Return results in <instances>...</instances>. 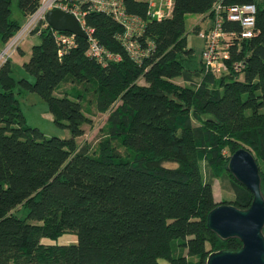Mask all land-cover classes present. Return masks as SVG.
Here are the masks:
<instances>
[{
	"label": "trees",
	"instance_id": "obj_1",
	"mask_svg": "<svg viewBox=\"0 0 264 264\" xmlns=\"http://www.w3.org/2000/svg\"><path fill=\"white\" fill-rule=\"evenodd\" d=\"M42 1L0 0L3 46ZM122 1L129 19L143 22L133 34L141 61L127 52L121 23L89 11L87 26L120 60L105 65L89 57V41L78 36L77 47L60 56L57 37L70 33L43 20L31 33L40 42L29 60L16 68L11 59L0 68V264H206L213 252L242 247L238 238L212 232L207 216L221 204L247 209L253 201L228 171L239 149L254 155L264 196V0H173L171 15L161 21L149 16L152 0ZM245 4L257 9L251 38L228 16V8ZM189 15L210 21L193 29L203 41L201 53L188 45ZM217 26L226 34L218 50L228 54L221 71L206 65L201 37ZM68 82L79 86L75 99L55 96ZM24 93L45 100L70 138L45 137L28 126L19 103ZM86 101L108 114L96 155L78 144L91 123ZM225 171L234 199L217 203L213 182ZM20 208L25 218L16 215ZM65 234L76 242L42 243Z\"/></svg>",
	"mask_w": 264,
	"mask_h": 264
},
{
	"label": "built area",
	"instance_id": "obj_2",
	"mask_svg": "<svg viewBox=\"0 0 264 264\" xmlns=\"http://www.w3.org/2000/svg\"><path fill=\"white\" fill-rule=\"evenodd\" d=\"M158 1L159 3L154 0L151 2L152 10L150 11L149 16L158 21L167 17L169 18L173 11V0ZM122 3V0H43L39 9L29 18L25 26H23L16 35L4 45L5 48L0 54V68L13 58L16 51L22 46L41 21L45 20L47 22L48 12L55 9L63 10L78 19L83 31L87 35L86 39L89 41L88 56L105 65L108 61H118L121 58L108 51L98 42L94 36V29L88 27L86 24V16L89 11L103 12L111 15L127 30L122 38L127 52H129L137 61H141L144 54L142 53L139 44L133 40V34L141 31L143 22L140 20L129 19L124 12ZM84 5L88 7V10L83 8ZM256 12L257 9L254 4L236 5L228 8L229 19L241 23L243 27V38H251L255 35ZM70 34H60L57 37V43L61 47L59 52L60 56H62L65 51L77 47V35ZM201 37L207 39V50L204 53V61L206 65L209 66L210 69L214 68L217 71L225 69L223 58H228V54L221 53L218 48L221 38L226 37V34H222L217 26L210 35H205V33H203L201 34Z\"/></svg>",
	"mask_w": 264,
	"mask_h": 264
},
{
	"label": "water",
	"instance_id": "obj_3",
	"mask_svg": "<svg viewBox=\"0 0 264 264\" xmlns=\"http://www.w3.org/2000/svg\"><path fill=\"white\" fill-rule=\"evenodd\" d=\"M47 22L58 32L87 38L78 19L63 10L48 12ZM228 171L251 192L253 201L247 209L221 204L208 214L207 225L212 232L223 240L238 238L242 247L213 252L206 264H264V196L259 166L254 155L242 148L230 157Z\"/></svg>",
	"mask_w": 264,
	"mask_h": 264
},
{
	"label": "rangeland",
	"instance_id": "obj_4",
	"mask_svg": "<svg viewBox=\"0 0 264 264\" xmlns=\"http://www.w3.org/2000/svg\"><path fill=\"white\" fill-rule=\"evenodd\" d=\"M148 1V0H145ZM172 11V10H171ZM13 14L15 18L20 17V11L17 7V4L14 3ZM201 21L200 15H189L187 17V31H188V41L190 45L195 49L196 53H201L203 41L202 39L194 33L193 29ZM27 23V22H26ZM25 23V24H26ZM25 24L23 26H25ZM218 37V36H217ZM1 42V41H0ZM39 43V37L35 35H30L27 40L22 44L20 49L16 51L12 60L16 64V68H21L23 62H27L31 55L32 44H29L27 47L26 56L22 57L19 53L21 48H25L26 43ZM27 45V44H26ZM4 46L0 43V54L4 50ZM243 77H240L239 80H242ZM32 82H34V78H30ZM179 85H185L181 79L174 80ZM143 80L140 81V84H144ZM79 86L76 83L68 82L64 83L59 90L55 91V96L62 97L66 94H70V96L75 99V95H73V91L75 88ZM20 108L25 116L26 123L28 126L32 128H38L45 135V137H60V138H70L71 134L69 130L61 128L56 125L53 115L49 110L48 103L43 100L37 93H24L19 97ZM94 101V100H93ZM119 102L116 103L119 106ZM115 105V106H116ZM84 109L87 113L88 118H90L91 123L84 126L85 133L83 137L78 140V144L81 146L84 143H87L91 146L92 152H95V155L98 153V144L102 140L104 132L102 129L106 124L108 114L98 113L95 104L90 101L84 102ZM118 152L123 157H128L129 153L126 148L118 146ZM167 167H175V164L167 163ZM231 176L227 171L223 173L222 178H215L213 182V190L214 196L217 203L223 202H232L234 199V192L231 184ZM233 180V179H232ZM25 209H18L16 211V215L20 218L26 217ZM33 222V221H31ZM77 236L71 234H65L62 237L53 240L49 238H43L42 243L47 245H63V244H71L75 243ZM160 264H170L169 262L161 259Z\"/></svg>",
	"mask_w": 264,
	"mask_h": 264
},
{
	"label": "crops",
	"instance_id": "obj_5",
	"mask_svg": "<svg viewBox=\"0 0 264 264\" xmlns=\"http://www.w3.org/2000/svg\"><path fill=\"white\" fill-rule=\"evenodd\" d=\"M149 2L151 1V0H148ZM153 1V0H152ZM207 20V18H205V16H201V21L198 23V24H196V25H201L202 27H207V24L208 23H210V21H206ZM1 43V42H0ZM2 44V43H1ZM27 44V45H26ZM25 44V48H21V50H20V55L22 56V57H24V56H26V54H27V47H28V45L29 44H32V47L34 46V45H36L37 43H32V42H30V43H26ZM188 45L191 47V45H190V43H189V41H188ZM3 46V45H2ZM31 51H32V48H31ZM30 58V57H29ZM25 62H23L22 63V65L24 64ZM21 65V66H22Z\"/></svg>",
	"mask_w": 264,
	"mask_h": 264
}]
</instances>
